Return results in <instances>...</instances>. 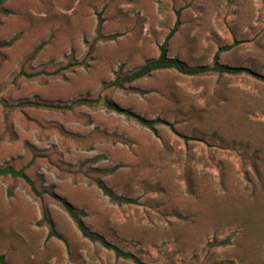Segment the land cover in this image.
<instances>
[{
    "label": "rangeland",
    "instance_id": "rangeland-1",
    "mask_svg": "<svg viewBox=\"0 0 264 264\" xmlns=\"http://www.w3.org/2000/svg\"><path fill=\"white\" fill-rule=\"evenodd\" d=\"M0 15L3 264H264V0H7ZM91 54L88 46L97 34ZM97 99L92 105L77 99ZM147 119L154 130L102 101ZM35 102L36 104H32ZM100 179L115 204L95 185ZM110 245L81 235L62 207ZM46 214L58 236H49ZM1 264V263H0Z\"/></svg>",
    "mask_w": 264,
    "mask_h": 264
},
{
    "label": "trees",
    "instance_id": "trees-1",
    "mask_svg": "<svg viewBox=\"0 0 264 264\" xmlns=\"http://www.w3.org/2000/svg\"><path fill=\"white\" fill-rule=\"evenodd\" d=\"M7 0H0V15L5 12V9L2 7L3 3L6 2ZM99 25L100 22L98 23V27L96 29L97 34L93 41L90 43L88 46L87 50V55L91 54L93 45L95 41L101 39V35L99 33ZM175 32V27L169 32V34L165 37L164 42L160 45L159 47V54L156 58L147 60L144 64L140 65L136 69H134L131 72L127 73H122L121 71L118 72V74L114 77L112 80L111 84L112 86L119 88V89H131L137 92H140L139 89H136L135 87H132V83L135 82L136 80L142 79L146 76H149L155 71L162 70V69H174L179 73L182 74H187V75H195V74H201V73H206V72H215L218 74H238L241 72L248 73L250 75L256 76L258 78H261V80L264 81V77L256 74L255 72L249 70V69H244L241 67H232V66H227V65H220L217 60V54L214 56V62L210 66H199V67H188L186 64H184L182 61H180L178 58L174 57H168L167 55V49L166 45L167 42L169 41L170 37L173 35ZM4 43H0V48L3 46ZM98 100H91V99H77L73 101L70 105L67 106V108H71L75 104H88L92 105L97 103ZM32 104H36L33 102ZM103 106L107 108L108 110H112L116 113L123 114L129 118L135 119L138 123H140L143 126L148 127L149 129L154 130L155 126L158 124H165L164 121L160 118H155L151 120L144 119L133 112L126 110L124 108L119 107L118 105L109 102V101H102ZM9 174L12 177H19L22 178L26 183L30 185L32 190L34 191L35 194H38L36 190L33 188V185L29 181V179L26 177V175L23 172V169L19 170H14L11 167H3L0 168V175H6ZM95 185L102 190V192L108 197V199L115 203V204H125L131 202V199L120 196L115 194L109 187H107L100 179H95ZM62 207L66 211V213L70 216V218L73 220L75 223L77 229L81 233V235L91 241L98 242L104 247H108L110 249H113L115 254L117 256H122L125 258H132L134 259L129 253H123L120 250H118L116 247L110 245L101 235L91 231L82 221V215L83 212L77 210L74 208L70 203L67 201L62 202ZM43 219L46 220V223L49 227V236H58L56 232L54 231L53 225L46 216V214H43ZM0 263H4V257L3 255H0Z\"/></svg>",
    "mask_w": 264,
    "mask_h": 264
}]
</instances>
